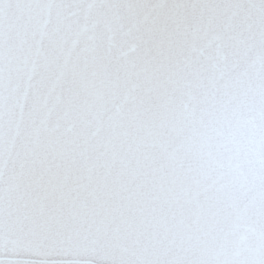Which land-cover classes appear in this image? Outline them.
I'll use <instances>...</instances> for the list:
<instances>
[{
    "label": "snow or ice",
    "instance_id": "1",
    "mask_svg": "<svg viewBox=\"0 0 264 264\" xmlns=\"http://www.w3.org/2000/svg\"><path fill=\"white\" fill-rule=\"evenodd\" d=\"M0 264H264V0H0Z\"/></svg>",
    "mask_w": 264,
    "mask_h": 264
}]
</instances>
